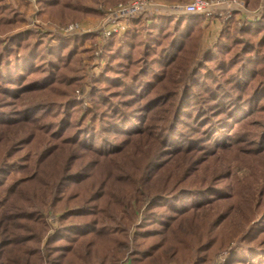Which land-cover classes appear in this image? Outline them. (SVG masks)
<instances>
[{
    "label": "trees",
    "instance_id": "obj_1",
    "mask_svg": "<svg viewBox=\"0 0 264 264\" xmlns=\"http://www.w3.org/2000/svg\"><path fill=\"white\" fill-rule=\"evenodd\" d=\"M126 1L39 8L66 27ZM23 12L0 0V264H264V13L203 49L219 14L133 16L77 97L92 34Z\"/></svg>",
    "mask_w": 264,
    "mask_h": 264
},
{
    "label": "rangeland",
    "instance_id": "obj_2",
    "mask_svg": "<svg viewBox=\"0 0 264 264\" xmlns=\"http://www.w3.org/2000/svg\"><path fill=\"white\" fill-rule=\"evenodd\" d=\"M39 1L40 0H2V2L7 3L12 5L14 8H16L18 5L20 8L24 9L23 12V16H24V22L19 24L18 28H20L21 30H37L39 32L48 34L49 36H55V35H61L63 37H70L72 35L75 34H92L91 38H88L84 45V48H87L89 50H91V57L90 58H85V60L83 61L84 63L83 65H88L84 71V82H83V87L84 90L81 89V87H76L74 88V93L75 95L78 96H82V92L81 91H89L90 87L93 85L94 79H96L99 74H100V70L103 68L104 66V61L105 59H103V54H106V49H105V44L103 43V39H106L107 37H105V31L106 30H110L113 28V26H118L117 24H119L120 26H123L125 28V30L123 31H117L118 33H115L113 35H120L123 32H125L129 27V18H121L118 22L115 20V18L113 17L111 22H109L110 18H111V14H107L108 10H113V9H102L99 8L102 12L101 16L99 18H94V17H88L80 22L74 23V24H69L66 27H62L59 25L54 24L50 19H48L44 14H42L40 12V8H39ZM133 1H141V0H129L126 1V3L129 2H133ZM195 0H180L178 2H168V1H164V0H149V4L152 5H161V7L159 9H157V11H146L143 13H150V12H164V13H173L170 9L167 8H171L173 6H184L188 3H191ZM238 1V0H237ZM241 5L242 2L240 1ZM224 5V4H223ZM263 5V1L259 0L257 2V5L255 7H250L252 9L250 10H246L245 8V12L241 11L239 7L234 6L232 7L231 10H225L223 6H217L214 11L215 14H219L217 16H214L215 18H210L207 19V23H206V28L204 31V35L202 37L201 40V49L206 48V47H210L214 44L220 30H221V26L222 24H224L225 21H227L233 14H238L239 17L238 18H242V19H256V18H260L263 14L259 13V10H261ZM162 6H166V9ZM219 10H218V9ZM227 11H229V13H227ZM142 14V13H141ZM174 14V13H173ZM256 14H260L259 17H256ZM136 16V15H133ZM132 16V17H133ZM106 24V25H105ZM112 26H109V25ZM77 26L76 28H74V32L73 33H65L63 32L66 28L68 29V27L70 26ZM105 30V28H107ZM104 52V53H103ZM101 60H104L102 62H100ZM81 94V95H80ZM88 94L83 95V97H80L79 99L83 98V103H82V107L84 109L87 108H91V103L87 97ZM82 101V99L80 100ZM52 220V219H50ZM54 224V223H53ZM235 247L234 245L231 246L229 249H227L226 251L220 252L218 254H216L212 260L209 262V264H223L226 260V258L228 257V254L230 252V250Z\"/></svg>",
    "mask_w": 264,
    "mask_h": 264
},
{
    "label": "built area",
    "instance_id": "obj_3",
    "mask_svg": "<svg viewBox=\"0 0 264 264\" xmlns=\"http://www.w3.org/2000/svg\"><path fill=\"white\" fill-rule=\"evenodd\" d=\"M261 1H263V5H262L261 10H259V13L263 14L264 13V0H261ZM149 3H150L149 0H141V1H138V3L137 1H133V2L126 3L124 5H118L115 9L107 11L108 15L111 14V18L109 22H111L113 17L118 22L121 18L126 19L129 17H132L133 15H139L146 11H157V9L161 7V5H152ZM219 5L223 6L225 10H231L232 7L237 6L241 8L240 9L241 11H244V12L246 11L243 5H241V3L237 0H195L184 6H173L167 9H170L174 14L210 16L214 14L213 10H215L216 7ZM162 7L163 9L164 8L166 9V6H162ZM227 13H229V11H227ZM260 14H256L257 15L256 17H259ZM117 25L118 26H113V28L110 30H106L108 29V27L105 28L106 31H105L104 36L109 37L115 33H118L117 31L119 30L120 31L125 30L123 26H120L119 24ZM109 26H112V25L110 24ZM76 27L77 26L71 25L70 27H68V29L66 28L63 32L67 34L73 33L74 32L73 30Z\"/></svg>",
    "mask_w": 264,
    "mask_h": 264
}]
</instances>
